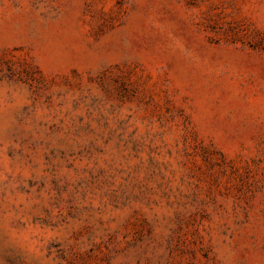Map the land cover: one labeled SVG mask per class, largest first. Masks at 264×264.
Here are the masks:
<instances>
[{
  "label": "rangeland",
  "instance_id": "rangeland-1",
  "mask_svg": "<svg viewBox=\"0 0 264 264\" xmlns=\"http://www.w3.org/2000/svg\"><path fill=\"white\" fill-rule=\"evenodd\" d=\"M0 264H264V0H0Z\"/></svg>",
  "mask_w": 264,
  "mask_h": 264
}]
</instances>
